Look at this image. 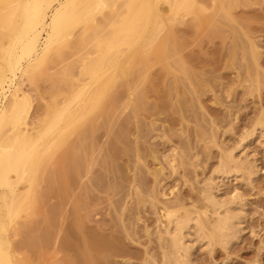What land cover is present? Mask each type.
<instances>
[{
	"label": "rangeland",
	"instance_id": "obj_1",
	"mask_svg": "<svg viewBox=\"0 0 264 264\" xmlns=\"http://www.w3.org/2000/svg\"><path fill=\"white\" fill-rule=\"evenodd\" d=\"M203 1L210 8L205 24L180 18L164 54L150 57L147 80L130 78L138 84L131 96L137 107L117 80L104 107L86 122V128L96 126L93 141L88 139L62 166L51 164L49 178L37 190L36 214L24 226L23 238L34 240L28 256L35 264L41 262L42 241L49 245L46 255H53L56 244L64 251L56 260L75 261L85 239L98 237L118 250L100 254L99 264H142L146 259L153 264L160 261L163 204L203 210L206 180L264 109V0H231L230 20L222 5ZM250 41L261 51L258 68L247 53ZM87 48L67 51L63 62L48 64L34 83L23 86L34 96V112L52 101L53 81L58 101L66 98L65 81L79 77L78 57ZM65 67L70 77L62 76ZM242 149L239 158L250 164L239 177L221 183V195H241L236 203L244 205L243 231L227 249H205L191 240L188 264H264V151L256 139ZM251 171L256 173L252 181Z\"/></svg>",
	"mask_w": 264,
	"mask_h": 264
},
{
	"label": "bare ground",
	"instance_id": "obj_2",
	"mask_svg": "<svg viewBox=\"0 0 264 264\" xmlns=\"http://www.w3.org/2000/svg\"><path fill=\"white\" fill-rule=\"evenodd\" d=\"M213 3L222 5L225 19L232 18L231 0ZM208 12L203 0H0V264H35L28 256L34 240L24 239L23 234L26 222L36 214L37 190L49 178L51 164L62 166L88 139L93 141L96 126L86 128V122L104 107L115 82L121 80L132 103L138 84H132L130 78L147 80L149 59L164 54L174 37L172 27L187 17L205 24ZM85 48V54L78 57L80 78L64 80L66 98L58 101L56 81L52 80V101L44 102L41 113L34 112V96L23 86L34 83L48 64L63 62L67 51L79 53ZM247 53L258 68V45L250 41ZM178 70L190 80L182 63ZM70 73L65 67L62 76L70 77ZM86 77L89 82L83 84L81 78ZM257 81L259 91L258 73ZM132 105L137 107L135 102ZM113 107L112 100L104 113L110 114ZM80 128L83 131L72 142ZM253 139L264 151L263 108L240 145L224 151L219 167L206 180L202 211L163 204L158 231L160 261L155 259L153 264H188L193 239L205 249L215 245L227 249L239 238L245 219L244 205L236 203L241 195L223 198L221 183L239 177L250 164L239 154ZM255 175L251 171L250 181ZM41 243L40 264H99L100 254L118 251L110 240L85 239L77 259L65 261L56 260L64 253L59 245L48 256V243ZM142 264L152 263L146 259Z\"/></svg>",
	"mask_w": 264,
	"mask_h": 264
}]
</instances>
